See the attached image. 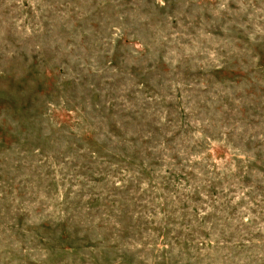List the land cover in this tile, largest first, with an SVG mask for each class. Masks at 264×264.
Listing matches in <instances>:
<instances>
[{"label":"rangeland","instance_id":"374dc122","mask_svg":"<svg viewBox=\"0 0 264 264\" xmlns=\"http://www.w3.org/2000/svg\"><path fill=\"white\" fill-rule=\"evenodd\" d=\"M0 264H264V0H0Z\"/></svg>","mask_w":264,"mask_h":264}]
</instances>
